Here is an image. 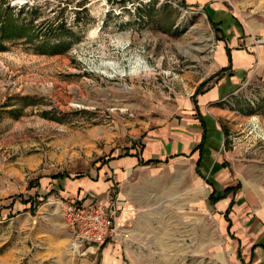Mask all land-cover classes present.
Returning <instances> with one entry per match:
<instances>
[{
    "label": "rangeland",
    "instance_id": "374dc122",
    "mask_svg": "<svg viewBox=\"0 0 264 264\" xmlns=\"http://www.w3.org/2000/svg\"><path fill=\"white\" fill-rule=\"evenodd\" d=\"M218 39L182 0H0V264H244L230 213L254 191L264 204L263 70L218 103L227 180L170 164L174 187L144 208L154 217L118 220L99 246L62 214L71 180L140 148L184 98L197 110L223 71Z\"/></svg>",
    "mask_w": 264,
    "mask_h": 264
},
{
    "label": "crops",
    "instance_id": "0c3cea01",
    "mask_svg": "<svg viewBox=\"0 0 264 264\" xmlns=\"http://www.w3.org/2000/svg\"><path fill=\"white\" fill-rule=\"evenodd\" d=\"M182 1L202 7L214 23L219 37L216 67L223 71L208 89L194 97L197 110L192 98H184L172 114L163 115L145 128L140 148L132 145L128 153L116 155L108 163L98 165L93 173L68 183L65 192L73 195L72 200L90 203L100 197L108 208L120 201L122 211L117 220L154 217L144 208L156 207L160 192L167 194L174 187L170 179L175 173L170 164L189 161V167L197 173L196 183L205 184L209 177L214 184L227 180L219 153V117L223 112L218 103L255 73H264V44H251L253 36H264V0ZM256 195L255 191L250 194L248 205H233L230 213V231L239 239L244 264H264V204L257 202ZM229 199L217 200V208L223 210Z\"/></svg>",
    "mask_w": 264,
    "mask_h": 264
},
{
    "label": "built area",
    "instance_id": "2783aa9c",
    "mask_svg": "<svg viewBox=\"0 0 264 264\" xmlns=\"http://www.w3.org/2000/svg\"><path fill=\"white\" fill-rule=\"evenodd\" d=\"M122 211L120 201H115L111 208L102 199L90 203L76 201L62 204L64 221L78 243L104 244L113 240L119 222L117 217Z\"/></svg>",
    "mask_w": 264,
    "mask_h": 264
},
{
    "label": "trees",
    "instance_id": "16d2710c",
    "mask_svg": "<svg viewBox=\"0 0 264 264\" xmlns=\"http://www.w3.org/2000/svg\"><path fill=\"white\" fill-rule=\"evenodd\" d=\"M227 52H228V50H227ZM229 53V52H228ZM150 161H146L145 163H149Z\"/></svg>",
    "mask_w": 264,
    "mask_h": 264
}]
</instances>
